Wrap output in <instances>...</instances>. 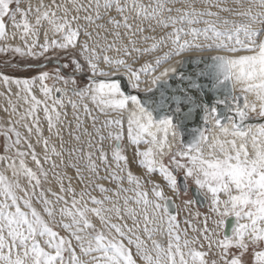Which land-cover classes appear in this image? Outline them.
Instances as JSON below:
<instances>
[{
  "label": "snow or ice",
  "instance_id": "obj_1",
  "mask_svg": "<svg viewBox=\"0 0 264 264\" xmlns=\"http://www.w3.org/2000/svg\"><path fill=\"white\" fill-rule=\"evenodd\" d=\"M21 2L0 0V53L11 54L4 67L26 73L0 70L9 114L7 124L0 123V264H250L249 255L251 264H264V123H245L250 112L264 117V0H247V7L235 0L239 10L222 7L225 0H199L203 8L197 0ZM198 51L217 54L195 76L180 74L176 87L167 85L176 65ZM162 64L168 66L156 74ZM121 70L133 89L140 88L141 73L151 74L146 92L163 81L159 98L146 106L126 95L113 78ZM229 84L236 104L225 124L217 105L230 111L232 105L217 97L209 106L204 96ZM201 111L215 130L208 135L209 129L196 128L186 141L181 125ZM127 148L146 175L130 170ZM154 173L165 185L151 180ZM192 186L202 200H182L181 228L172 196ZM197 203H206L207 211H193Z\"/></svg>",
  "mask_w": 264,
  "mask_h": 264
},
{
  "label": "rangeland",
  "instance_id": "obj_2",
  "mask_svg": "<svg viewBox=\"0 0 264 264\" xmlns=\"http://www.w3.org/2000/svg\"><path fill=\"white\" fill-rule=\"evenodd\" d=\"M32 3L35 4L36 3V0H32ZM27 4H28V0H22L21 7H27ZM243 4H244V7H247V0H243ZM176 6L179 7L181 5L177 4ZM196 6L199 7V8H203L204 7V5L202 3H199V0H197ZM12 7H15V4H13ZM222 7H229V8H233V9H237V10H239V8H240V6L235 3V0H225V3L222 4ZM211 10L214 11V12L215 11H219V9H217L215 7H213ZM220 16L221 17H226V18H228L230 20H241L242 19L241 17L233 16L232 13H230V12H220ZM18 19H19V17H18ZM6 23H7V21H6ZM200 26L202 27L203 25H200ZM260 27H264V25H261ZM9 31H11L10 28H9ZM159 34L160 33L157 32V35H159ZM109 38L111 39V37H109ZM41 39H43V36H41ZM16 42H18V41H14L13 43H16ZM166 50L167 49H162V50H160L158 52L152 53L151 55H145V56H143L138 63H136V64L133 65L134 68L139 69L143 63H145L146 61H149V62L150 61H153L155 56L162 55L163 54V51H166ZM198 52H200V51H198ZM203 52H209V51H203ZM212 52H215V51H212ZM195 53H197V52H195ZM109 55H113L114 56V55H116V53L115 52H110ZM10 59H11V54L10 53H7V54L6 53H0V70H2L3 72H5L7 74H10V75H25L26 73H17V72H14V70L12 68H10V67H4V62L5 61H8ZM144 75H147V74H144ZM6 88H7L6 85H4L3 83L0 84V123H4V124H7V121H8V118H9V114L4 111V109L6 107H8V104H7V96L6 95H3V93H5V91H6ZM15 91H16V87H15V85H13L12 86V92L14 93ZM37 96L39 98H42V95L39 92H37ZM12 99H13V101H15L16 100V97L13 96ZM20 104H23V102L21 101ZM23 107H27V105H23ZM90 107H91V105H90ZM20 110L23 111V108H21ZM67 111L69 113V119H71V111L72 110H71V107L70 106L68 107ZM39 115L41 117L42 126L44 127V135L45 136H48L49 133L47 131V123L43 119V116H44L43 112L42 111L39 112ZM83 118L85 120V126L86 127H89V129L91 130V123H92L91 120L88 117H86V116H84ZM103 119H104V117L101 116L100 117V121H98L97 126H100V122L103 121ZM17 127L19 128V131L24 136H27L28 135V133L26 132V129H24L22 126H19L18 125ZM31 139H32V142L35 144V140H36L35 136H32ZM65 139H67V135H65ZM53 140H56V138L54 136H53ZM56 142H57V145H58V143H59L58 140ZM3 143H4V138H3L2 135H0V154H4ZM124 143L126 145V142H124ZM105 144H107V141L105 142ZM36 151L38 153H41L42 152V147L39 146V145H37L36 146ZM126 155L128 156V148H127V151H126ZM128 158H129V156H128ZM26 159L28 161L29 166L34 167V164L32 163L30 156L27 157ZM137 159L139 160V157L136 158V161H135L136 164H135V166L140 167V169H137V167L135 168L134 165H133V163H131V162L129 163V168H130V170L134 174L139 175V176H144V175H146V170L144 168H142L141 166H139V163H138V160ZM57 162L59 163L58 160H57ZM165 163H167V157L165 158ZM141 169H142V171H141ZM68 171H69V173H72L73 170L71 168H69ZM9 175H10V172H9ZM151 180L153 182H158L161 185H165V183H166L162 179V177L159 175V173L152 174L151 175ZM102 182L105 183L106 187L113 188V189L116 187L115 183H110L109 181H102ZM123 186L125 188L130 187V185L127 183L126 180L124 181ZM151 187H152V184L151 183H145V188L146 189H149L150 190ZM109 195H112V193H109ZM121 195L123 196V195H125V193H122ZM126 195H133V193L129 192V193H126ZM186 199H193V200H195L190 188H189V191H188L187 194H184L182 192L180 194V197H179V207H180L179 210H181L179 214H181V215L183 214V218H181L180 216L178 217V219L180 220V226H181V228L186 227V225L184 224V219H185V216H186L187 213L184 210V206L182 204V200H186ZM120 203L122 204L123 201L121 200ZM133 206H135V205L133 204ZM196 209H199L202 213H204V212L207 211V207H205V206L204 207H200L198 204H193L192 205V210L195 211ZM97 223H98V221H97ZM128 223L131 224V220H128ZM141 235L143 236V233H141ZM189 235L190 236L191 235H194V233H192L191 230H189ZM158 239H159V237H158ZM164 242L166 244V239L164 240ZM132 250H133V252H135L134 247H133ZM197 250H201L199 248V246H197ZM246 259H248L250 261V264H251V256L250 255L247 256Z\"/></svg>",
  "mask_w": 264,
  "mask_h": 264
},
{
  "label": "water",
  "instance_id": "obj_3",
  "mask_svg": "<svg viewBox=\"0 0 264 264\" xmlns=\"http://www.w3.org/2000/svg\"><path fill=\"white\" fill-rule=\"evenodd\" d=\"M213 55H204V56H186L185 60L183 62V64L181 65V67L179 68V73L178 74H172L169 78V80H167V85H170L171 87H176V85L178 83H180L179 80V75L180 74H185V75H193L195 76L196 72L200 69H204L205 66L207 64H212L213 60L212 57ZM114 79H119L121 81V85H122V90L125 92V94L127 95H131L132 93H135L142 102H144L146 104V106H149L147 104V102L150 99H158L159 98V91L161 89L163 85V81H161L160 84H157L156 88L152 89L151 91H133L131 85L129 84L128 80L126 79V77L124 75H118L113 77ZM201 83H208L209 82V78L208 77H200L199 78ZM186 86V84H185ZM166 88V86H165ZM166 90H168L166 88ZM169 94H170V90ZM206 94L204 96V102L209 104V106H212L217 97H219L220 99H226L227 104H230L232 98V92H231V84L228 85L227 89L221 88L218 92H212V91H208L205 90ZM153 93H155V97H153ZM236 95L241 97L240 100L238 101L241 105H243V97L241 95L240 92H236ZM218 107V114L222 117V122H225L228 120V118L230 117V113L231 111L229 110V108L226 106V104H219L217 105ZM186 110V109H185ZM164 114V110H160L158 113H154V115L158 116ZM264 121V117L260 119V122ZM209 123L206 125L203 121V112L201 111L199 113L198 116H195L192 120H188L185 121L182 125H181V130L184 134V138L186 141H189L193 138V130L196 128H200V129H204V127H208ZM180 184H183V179L182 176L180 177L179 180ZM191 192L193 194V197L195 198L196 201H201L202 197L198 196L194 186L190 187ZM173 200V199H172ZM200 207H204L205 203H197ZM171 210L175 213L176 211V204H174L171 207ZM230 224H231V219L229 222V227L226 229V231L228 232V234L231 233V228H230Z\"/></svg>",
  "mask_w": 264,
  "mask_h": 264
},
{
  "label": "bare ground",
  "instance_id": "obj_4",
  "mask_svg": "<svg viewBox=\"0 0 264 264\" xmlns=\"http://www.w3.org/2000/svg\"><path fill=\"white\" fill-rule=\"evenodd\" d=\"M215 54H217L216 52H197V53H191V54H187L186 56H204V55H215ZM221 54H224V53H221ZM240 54H251V53H240ZM185 56V57H186ZM169 63H171V61H169ZM182 65V64H181ZM181 65H176V73L175 74H178L179 73V68L181 67ZM168 65L167 64H162L161 66H160V68L159 69H157V73L156 74H158L159 73V71H161L164 67H167ZM122 73H123V70H121V75H122ZM174 74V73H173ZM172 74H170L168 77H167V80H169V78H170V76H171ZM140 76H141V79H140V88L137 90V89H133L132 88V90L134 91H144L146 88H148L150 85H151V74H147V75H144V73H141L140 74ZM126 77V79L128 80V77L127 76H125ZM2 82H0V84H1ZM157 86V85H156ZM156 86H153L152 87V89H154V88H156ZM236 92H240V89L239 88H237L236 89ZM241 93V92H240ZM127 95V94H126ZM131 95H136L135 93H132ZM250 100L251 99H254V96L253 95H251V94H249V97H248ZM230 104L232 105V111H231V113H230V117L231 116H233V114H234V108H235V104H236V102L235 103H232V100H231V102H230ZM241 105V104H240ZM242 106V105H241ZM129 108H131V102H129ZM113 115H115V114H113ZM126 117H127V111H125V121H126ZM261 118H263V117H258L255 113H253V112H250V114H249V119L247 120V121H245V123L246 124H261V123H264V121L263 122H260V119ZM223 123H225V124H227L228 123V120L227 121H225V122H223ZM205 128H207V129H209V131L206 133V134H208V135H210L211 134V131H214L215 129L212 127V124H211V122H209V126L208 127H204V129ZM125 131H126V129H125ZM169 140H171V136L169 135ZM124 142H126V145H128L130 142L129 141H127V139L125 138V141ZM140 149L141 150H144V149H146L147 147H148V145H145V144H141L140 146ZM133 155H134V152H133V148H128V156H129V163L131 162V163H133V165H134V167L136 168L137 167V169H140V167H138V166H135V161H136V159L135 160H133ZM166 158V157H165ZM138 160V159H137ZM141 171H142V169H141ZM139 172V171H138ZM141 173V172H140ZM158 176V175H157ZM158 178V177H157ZM164 190H165V192H166V194L167 195H169V196H172V193H171V191L167 188V187H165L164 188ZM179 197H180V195L179 196H172V199L175 201V204H176V211H175V213L177 212V211H179V213H180V211L181 210H179L180 209V207H179V209L177 208V206H179ZM205 207H207V205H206V203H205V205H204Z\"/></svg>",
  "mask_w": 264,
  "mask_h": 264
},
{
  "label": "built area",
  "instance_id": "obj_5",
  "mask_svg": "<svg viewBox=\"0 0 264 264\" xmlns=\"http://www.w3.org/2000/svg\"><path fill=\"white\" fill-rule=\"evenodd\" d=\"M101 67H104V65H101ZM179 216H180L181 218H183V214H182V215L179 214L178 217H179Z\"/></svg>",
  "mask_w": 264,
  "mask_h": 264
},
{
  "label": "flooded vegetation",
  "instance_id": "obj_6",
  "mask_svg": "<svg viewBox=\"0 0 264 264\" xmlns=\"http://www.w3.org/2000/svg\"><path fill=\"white\" fill-rule=\"evenodd\" d=\"M232 103H235L234 101H232Z\"/></svg>",
  "mask_w": 264,
  "mask_h": 264
}]
</instances>
